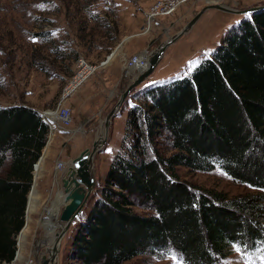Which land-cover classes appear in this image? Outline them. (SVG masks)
Listing matches in <instances>:
<instances>
[{"label": "trees", "instance_id": "obj_1", "mask_svg": "<svg viewBox=\"0 0 264 264\" xmlns=\"http://www.w3.org/2000/svg\"><path fill=\"white\" fill-rule=\"evenodd\" d=\"M91 3L65 2L86 13L76 30L88 49L93 26L109 42L117 35L111 13L87 12ZM135 88L120 106L119 147L71 240L70 260L123 264L171 250L183 264H221L232 245L264 242V11L229 31L188 77ZM48 136L35 109L0 106V264L15 257L33 165ZM178 168L218 170L257 192L229 197L180 180Z\"/></svg>", "mask_w": 264, "mask_h": 264}, {"label": "rangeland", "instance_id": "obj_2", "mask_svg": "<svg viewBox=\"0 0 264 264\" xmlns=\"http://www.w3.org/2000/svg\"><path fill=\"white\" fill-rule=\"evenodd\" d=\"M68 1L70 0H0V106L26 105L40 115L53 112L63 85L72 76L77 57H82L91 66H97L121 40L128 38L111 56L106 66L96 68L65 103L70 112L68 126L60 129L54 124L53 136H48V145L42 151L40 176L36 177L37 170L35 173L32 171L34 193L38 199L34 213L29 219L27 214L24 216L25 226L20 231L21 236L18 234L16 237V251L17 248H22V253L21 259L15 264H22L27 259L38 264L41 256H46L47 249L51 247L48 239L50 236L53 238L59 228L57 217L62 209L60 180L66 172V164L80 151H90L101 120L116 103L120 92L128 83V77L135 75L136 71L125 68L126 61L132 56H146L156 47L150 44L145 49L147 41L155 40L160 44L173 37L206 6L205 0L182 5L171 16L151 20L150 31L135 37L143 13L156 0H86L92 1L86 8L87 12L98 16L111 13L109 17H113L117 29L115 39L109 42L103 34L104 30L93 26L96 31L94 44L88 49L86 45L84 47L79 43L77 36L82 34L76 30L77 24L86 19V13L71 5L66 10L65 2ZM216 2L238 11L264 5V0ZM249 14L205 10L185 33L165 48L153 71L135 89L188 77L202 60L211 55L229 31L236 29L243 20L249 19ZM90 26L92 24L87 23V27ZM40 33H47L46 38L36 37ZM56 49L63 54L58 55ZM73 53L75 60L71 59ZM126 102L131 103V99ZM125 116L126 105L115 112L106 130L104 145L92 157L94 189L82 212L70 224L60 241L57 264H74L70 260L71 240L91 204L98 197L95 189L101 186L111 158L119 147ZM83 120L85 121L82 123ZM78 125L81 133L68 132L75 130ZM84 131L86 134H83ZM99 131H103L102 125ZM58 163L61 168L57 169ZM177 174L180 180L191 185L221 191L229 197L257 192L231 181L218 170L199 173L178 168ZM46 228H52L54 234H49ZM21 237L23 241L20 240ZM123 264L183 263L175 252L168 250L138 256ZM221 264H264V242L256 243L251 249L232 245L229 255Z\"/></svg>", "mask_w": 264, "mask_h": 264}, {"label": "water", "instance_id": "obj_3", "mask_svg": "<svg viewBox=\"0 0 264 264\" xmlns=\"http://www.w3.org/2000/svg\"><path fill=\"white\" fill-rule=\"evenodd\" d=\"M210 0L205 1L207 4L203 7L194 17L191 19L176 35L167 39L166 41L158 44L154 49L147 53L145 57V68L142 69L138 74L135 72L134 76L128 77V83L124 87V89L120 92L118 99L114 106L108 111V113L104 116V118L100 122V128L102 125L103 131L100 132V128L98 132L96 131V136L91 142V149L80 151L76 156L73 157L69 161L66 167V172L64 173V177L60 180L61 187V195H62V209L60 210L57 222L59 223L58 231L53 235L54 240L50 248L47 249V255L41 256V260L38 264H57V253L60 245V241L63 238L64 234L67 232L70 224L79 216L84 208L85 204L90 197L92 190L94 189V178L92 175V157L95 152H97L103 145L106 139V130L110 123V120L114 116L115 112L120 108L122 102L128 93L141 84L145 78L153 71L158 61L160 60L163 51L165 48L172 43L174 40L179 38L183 33H185L190 26L194 23V21L199 17V15L207 9H216L223 12H231L238 15L249 14L257 11H264V5L251 7L242 11L231 10L224 5H221L217 2L209 3ZM128 38H124L121 40L118 45L112 50L108 56L102 61L100 67L104 66V64L108 61V58L112 56V54L116 51V49L120 48L121 45ZM43 120V119H42ZM52 133V130L49 131V137ZM48 137V140H49ZM48 140L46 146L48 145ZM45 146V147H46ZM43 154H41L39 161L41 160ZM35 182L33 180L30 191H32ZM27 207V204H26ZM26 214V210H25ZM25 226V225H24ZM23 229V228H22ZM22 231V230H21ZM21 233V232H20ZM19 233V235H20ZM19 237V236H18ZM18 246V243L16 244ZM18 260V248L15 254V257L11 263L15 264ZM7 264V263H3Z\"/></svg>", "mask_w": 264, "mask_h": 264}, {"label": "built area", "instance_id": "obj_4", "mask_svg": "<svg viewBox=\"0 0 264 264\" xmlns=\"http://www.w3.org/2000/svg\"><path fill=\"white\" fill-rule=\"evenodd\" d=\"M197 0H156L153 2L148 10L143 13V19L141 25L137 32L134 34L135 37L142 36L150 31V22L151 20L157 17H168L173 15L177 8L186 5L187 3H194ZM207 1V0H205ZM140 59V60H139ZM139 63L141 67L144 60H141L139 56H132L125 63V68L132 70V67H136V63ZM100 62L97 66H91L85 61L82 57H77L75 60L74 71L70 79L63 85L58 98L56 109L53 112H44L41 114V118L47 124L49 131L52 130L54 124L57 125L60 129H64L70 123V112L65 106V103L76 92L93 74L96 68L100 67ZM137 69L133 70L136 71ZM54 115L55 119L51 121L50 115ZM39 163V160L36 164L33 165V171L36 169V165ZM60 167V164H57V169ZM61 168V167H60ZM33 173V172H32ZM22 264H35L32 260H25Z\"/></svg>", "mask_w": 264, "mask_h": 264}, {"label": "bare ground", "instance_id": "obj_5", "mask_svg": "<svg viewBox=\"0 0 264 264\" xmlns=\"http://www.w3.org/2000/svg\"><path fill=\"white\" fill-rule=\"evenodd\" d=\"M119 49V48H118ZM118 49H116V51L118 50ZM115 51V52H116ZM114 52V53H115ZM113 53V54H114ZM112 54V55H113ZM111 58V57H110ZM110 58H108V61L104 64V66H106V64L109 62V60H110ZM141 58V57H140ZM140 60V59H139ZM141 60H144V62H143V64H142V66L141 67H139L140 66V64L137 62L136 63V67H132V70H135V69H137L136 71H137V73L136 74H138L142 69H144L145 68V57H142L141 58ZM139 71V72H138ZM134 76V75H133ZM50 117H51V121L52 120H54L55 119V117H54V115L52 114V115H50ZM53 128H52V133H51V137L53 136V133H54V126H52ZM41 160L39 161V163L36 165V169H35V171H34V173L36 172V170H37V175H36V177H38V176H40V172H41ZM34 182H35V180H34ZM35 186V185H34ZM34 186H33V189H32V191H30L29 192V194L27 195L28 197H27V207H26V214H27V217H28V219H29V216L32 214V213H34V211H35V206H36V204H37V199H38V197H37V195L34 193L35 192V189H34ZM45 220V219H44ZM43 220V221H44ZM43 221H42V224H43ZM49 232V234H54V231H53V229L52 228H46ZM21 236V235H20ZM21 241H23V237H21V239H20ZM49 241H48V244H49V247L52 245V243H53V240H54V237L51 239H48ZM42 244V243H41ZM20 249V250H19ZM21 250H22V248H18V260L19 259H21ZM47 255V254H46ZM42 256H44L45 257V255H42Z\"/></svg>", "mask_w": 264, "mask_h": 264}, {"label": "crops", "instance_id": "obj_6", "mask_svg": "<svg viewBox=\"0 0 264 264\" xmlns=\"http://www.w3.org/2000/svg\"><path fill=\"white\" fill-rule=\"evenodd\" d=\"M217 0H210L209 1V3H215ZM206 3V2H205ZM207 4V3H206ZM141 17V16H140ZM141 21H142V17H141V19H140ZM140 20H139V22H140ZM141 23V22H140ZM139 26V25H138ZM136 30H137V28H136ZM135 31V30H134ZM150 44H154L155 46H157L158 45V42L156 41L155 42V40H152V41H147V43L145 44V49H146V47L147 46H149ZM106 80V79H105ZM85 120H83L82 121V123L84 122ZM79 125H80V123H79ZM79 125L76 127V129L75 130H72V131H68L69 133H76V132H78V133H81L82 131H81V128L79 127ZM87 131V130H86ZM83 134H86V132L84 131V133ZM49 238H51L52 239V236H50Z\"/></svg>", "mask_w": 264, "mask_h": 264}, {"label": "snow or ice", "instance_id": "obj_7", "mask_svg": "<svg viewBox=\"0 0 264 264\" xmlns=\"http://www.w3.org/2000/svg\"><path fill=\"white\" fill-rule=\"evenodd\" d=\"M110 151V150H109ZM237 250H239V249H237Z\"/></svg>", "mask_w": 264, "mask_h": 264}]
</instances>
